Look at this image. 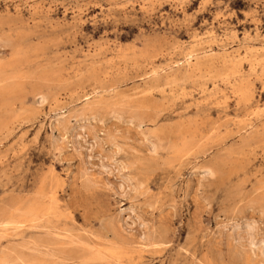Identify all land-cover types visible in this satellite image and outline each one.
Here are the masks:
<instances>
[{"label":"rangeland","instance_id":"rangeland-1","mask_svg":"<svg viewBox=\"0 0 264 264\" xmlns=\"http://www.w3.org/2000/svg\"><path fill=\"white\" fill-rule=\"evenodd\" d=\"M30 202L0 255L264 264V0H0V211Z\"/></svg>","mask_w":264,"mask_h":264},{"label":"bare ground","instance_id":"bare-ground-1","mask_svg":"<svg viewBox=\"0 0 264 264\" xmlns=\"http://www.w3.org/2000/svg\"><path fill=\"white\" fill-rule=\"evenodd\" d=\"M248 4V3H247ZM247 11V10H246ZM257 31V30H256ZM218 49V48H217ZM150 50V49H149ZM190 57V56H189ZM178 64V63H177ZM180 64V63H179ZM154 73V72H153ZM145 77V76H144ZM115 87V86H114ZM101 89V88H100ZM97 91V90H96ZM94 94V93H93ZM95 95V94H94ZM88 96V95H87ZM85 98H86V96H85ZM85 101V100H84ZM76 104V103H75ZM70 107V106H69ZM54 114V113H53ZM39 120V119H38ZM190 140V139H189ZM230 140V139H229ZM146 144V143H145ZM153 150V149H152ZM157 153H158V151H157ZM103 167V166H102ZM202 169H204V168H202ZM210 172V171H209ZM204 173H207V172H204ZM212 174V173H211ZM210 174V175H211ZM209 175V176H210ZM204 176V175H203ZM23 181V180H22ZM21 182V181H20ZM261 187H263V186H261ZM19 188V187H18ZM224 193V192H223ZM227 199V198H226ZM1 206V205H0ZM16 207V206H15ZM8 208V207H7ZM11 208V207H10ZM2 209H3V207H2ZM14 211V210H13ZM1 213H0V216L1 215H4L5 217H6V219L5 218H3L4 219V222H0V226L1 227H5V225H7L8 224V222H10V220H13V219H18V218H21V220H25V218L27 219H29V218H32V219H34V218H39L40 216H41V214L43 215V213H42V210L40 209V207L37 205V204H35V202H30L27 206H25L24 208H16L15 209V211L14 212H10L9 210H7V211H0ZM42 218V217H41ZM3 219H1V220H3ZM27 219V220H28ZM35 219V221L36 222H38L37 220ZM7 220V221H6ZM15 220V221H16ZM41 220V219H40ZM15 221H13V222H15ZM33 222V221H32ZM40 222V221H39ZM38 222V223H39ZM249 223V222H248ZM247 223V224H248ZM34 224H36V225H38L37 223H34ZM253 224V223H252ZM248 226H250V225H248ZM251 226H253V225H251ZM32 227H33V225H32ZM31 227V228H32ZM37 227H40V228H42V229H44V231H45V228L46 227H41V224H40V226L38 225ZM48 227H51V226H48ZM245 228H246V225L244 226ZM36 228V227H35ZM35 228H32V229H35ZM249 227H247V229H248ZM253 228V227H252ZM5 228H2V230H4ZM48 229H51V228H48ZM36 230H37V228H36ZM250 230V229H249ZM252 230V229H251ZM40 231V230H39ZM43 231V230H42ZM46 231H49V230H46ZM52 231V230H51ZM51 231H49V233H51V237H52V234H54V235H57V234H55V233H53V232H51ZM65 232V231H64ZM47 233V232H46ZM99 234V233H98ZM239 234V233H238ZM247 234V233H246ZM253 234V233H252ZM48 234H47V237L49 236ZM58 235H60V234H58ZM243 235H245V234H243ZM64 236V235H63ZM72 236V235H71ZM241 236V235H240ZM248 236L250 237L251 235H249L248 234ZM61 237V236H60ZM55 239H56V237H54ZM53 238V239H54ZM63 238V237H62ZM163 238V237H162ZM238 238H239V236H238ZM243 238H244V236H243ZM242 238V239H243ZM255 238V237H254ZM54 239V240H55ZM57 239H58V237H57ZM56 239V240H57ZM150 239V238H149ZM191 239V238H190ZM234 239H235V237H234ZM250 239V238H249ZM24 240V239H23ZM59 240V239H58ZM57 240V241H58ZM243 240H245V239H243ZM258 240V239H257ZM26 241V240H25ZM50 241V240H49ZM48 241V243L47 244H49L50 242ZM53 241V240H52ZM70 241L71 242H75V241H72L71 239H70ZM69 241V242H70ZM82 241V240H81ZM199 241V240H198ZM239 241V240H238ZM31 242V241H30ZM34 242V241H33ZM40 242V240H37L36 241V243H33V245H34V249H36V253H37V251L39 250V249H37V244H41L42 245V243H39ZM46 242V241H45ZM44 242V243H45ZM54 242V241H53ZM69 242H68V244H69ZM168 242V241H167ZM193 242V241H192ZM192 242H190V243H192ZM240 242V241H239ZM257 242V241H256ZM12 243V242H11ZM15 243V242H14ZM20 243V242H19ZM23 243H24V241H23ZM32 243V242H31ZM43 243V244H44ZM7 244V243H6ZM5 244V245H6ZM9 244V243H8ZM29 243H26V246L28 245ZM36 244V245H35ZM166 244H168V243H166ZM264 244V243H263ZM13 245V244H12ZM24 245V244H23ZM30 245H32V244H30ZM165 245V244H164ZM252 245V244H251ZM254 245V244H253ZM4 246V245H3ZM21 246V245H20ZM19 246V247H20ZM25 246V247H26ZM40 246V245H39ZM43 246V245H42ZM45 246V245H44ZM43 246V247H44ZM143 246V245H142ZM147 246H149V245H147ZM187 246V245H186ZM255 246V245H254ZM16 247V246H15ZM18 247V246H17ZM16 247V248H17ZM22 247V248H21ZM20 247V249H18V250H20V252L21 251H23L22 249H23V246H21ZM30 247V246H29ZM48 247V246H47ZM68 247V246H67ZM2 248V247H1ZM0 248V249H1ZM5 248V247H4ZM27 248V247H26ZM41 248V247H40ZM46 248V247H45ZM49 248V247H48ZM47 248V249H48ZM53 248H56V246L55 247H53ZM58 248V247H57ZM62 248V247H61ZM71 249H72V247H70ZM193 248V247H192ZM264 248V247H263ZM3 249V248H2ZM1 249V250H2ZM33 249V250H34ZM84 249V248H83ZM82 249V250H83ZM25 250V249H24ZM30 250V249H29ZM42 250H44V249H42ZM50 250H51V248H50ZM57 250V249H56ZM63 250V249H62ZM85 250V249H84ZM181 250V249H180ZM17 251V250H16ZM28 251V248H27V250L25 251V252H27ZM46 251V250H45ZM48 251H49V249H48ZM48 251H46V252H48ZM69 251H70V249H69ZM89 251H91V250H89ZM8 252V248H7V250H5V251H3L2 252V254L0 255V264H44V262H43V260H40V259H37L36 257V259L35 258H32V257H29V256H25V255H21L19 252H17V253H19V254H17L16 253V255L15 256H13L12 255V258L13 259H11V253L9 252V253H7ZM33 251H31V253H32ZM59 252V251H58ZM57 252V253H58ZM66 252H68V251H66ZM84 252V251H83ZM253 252V251H252ZM43 253V252H42ZM41 253V254H42ZM50 253V252H49ZM54 253V252H53ZM63 253H64V255L66 254L65 253V251L63 250ZM86 253H88L87 251H86ZM93 253V252H92ZM116 253V252H115ZM29 254V253H28ZM35 254V253H34ZM39 254V253H38ZM44 254H46V253H44ZM48 254V253H47ZM55 254H56V252H55ZM59 254V253H58ZM81 254V253H80ZM79 254V255H80ZM103 254H105V252L103 253ZM52 255V254H51ZM82 255V254H81ZM87 255H89V254H87ZM86 255V256H87ZM94 255H96L95 253H94ZM155 255V254H154ZM40 256V255H39ZM45 256V255H44ZM47 256V255H46ZM63 256V255H62ZM84 256H85V254H84ZM98 257H102V256H99V255H97ZM190 256V255H189ZM263 256V255H262ZM56 257V256H55ZM66 257L67 258H69L67 255H66ZM89 257V256H88ZM93 257V256H92ZM97 257V258H98ZM42 258H45V257H43L42 256ZM46 258H48V257H46ZM49 258H52V257H49ZM59 258V257H58ZM61 258V257H60ZM62 258H64V257H62ZM80 258H82L81 256H80ZM86 258V257H85ZM54 259V258H53ZM56 259H57V257H56ZM65 259V258H64ZM76 259V258H75ZM74 259V260H75ZM84 259V258H83ZM87 259H89V258H87ZM94 259H96V258H94ZM99 259H101V261H102V258H98V260ZM45 260V259H44ZM47 260V259H46ZM55 260V259H54ZM76 260H79L78 258L76 259ZM103 260H105L104 259V257H103ZM247 260V259H246ZM259 260V259H258ZM65 261H68L67 259L65 260ZM70 261V260H69ZM85 261L87 262V260L85 259ZM94 262H95V260H93ZM106 261V260H105ZM108 261V260H107ZM47 262H48V260H47ZM54 262H58V260H56V261H53V263ZM80 262H82V260L80 261ZM91 262V261H90ZM53 263H50V264H53ZM60 263V262H59ZM61 263H63V264H65L64 263V261L62 262L61 261ZM67 263H69V262H67ZM108 263V262H107ZM231 263V262H230ZM47 264V263H46ZM80 264V263H79ZM82 264H84V263H82ZM86 264V263H85Z\"/></svg>","mask_w":264,"mask_h":264}]
</instances>
